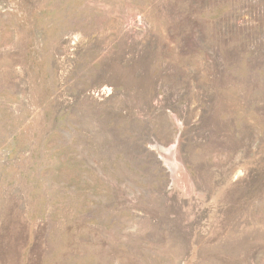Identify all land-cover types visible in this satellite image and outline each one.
Returning a JSON list of instances; mask_svg holds the SVG:
<instances>
[{
  "label": "rangeland",
  "instance_id": "1",
  "mask_svg": "<svg viewBox=\"0 0 264 264\" xmlns=\"http://www.w3.org/2000/svg\"><path fill=\"white\" fill-rule=\"evenodd\" d=\"M0 264H264V0H0Z\"/></svg>",
  "mask_w": 264,
  "mask_h": 264
},
{
  "label": "bare ground",
  "instance_id": "2",
  "mask_svg": "<svg viewBox=\"0 0 264 264\" xmlns=\"http://www.w3.org/2000/svg\"><path fill=\"white\" fill-rule=\"evenodd\" d=\"M175 152H176V151H175ZM175 157H176V155H175ZM175 161H176V160H175ZM173 163H175V162H173ZM174 166H175V164H174ZM180 166H181V165H180ZM176 167H177V166H176ZM173 168H174V167H173ZM181 168H182V167H181ZM176 169H177V168H176ZM182 170H183V169H182ZM182 170H181V171H182ZM182 172H183V171H182ZM182 172H181V174H182ZM176 173H177V172H176ZM179 173H180V172H179ZM185 174H186V173H185ZM180 177H181V176H180ZM185 179H188V178L185 177ZM186 181H187V180H186ZM187 182H188V181H187Z\"/></svg>",
  "mask_w": 264,
  "mask_h": 264
}]
</instances>
